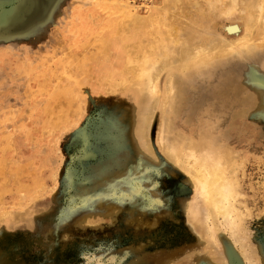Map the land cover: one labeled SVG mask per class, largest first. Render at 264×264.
Instances as JSON below:
<instances>
[{
  "label": "rangeland",
  "instance_id": "374dc122",
  "mask_svg": "<svg viewBox=\"0 0 264 264\" xmlns=\"http://www.w3.org/2000/svg\"><path fill=\"white\" fill-rule=\"evenodd\" d=\"M251 1L0 0V264H264L260 19L243 42L251 53L234 44L181 74L166 123L165 72L149 117L119 83L152 13L171 18L178 45L223 46L242 36L223 26H246ZM170 141L232 154L237 236L217 217L208 238L184 170L192 161L169 158Z\"/></svg>",
  "mask_w": 264,
  "mask_h": 264
},
{
  "label": "bare ground",
  "instance_id": "6f19581e",
  "mask_svg": "<svg viewBox=\"0 0 264 264\" xmlns=\"http://www.w3.org/2000/svg\"><path fill=\"white\" fill-rule=\"evenodd\" d=\"M129 14L126 17H130L131 14ZM133 15L134 14H132V17ZM242 17L245 19L246 26L244 27H240L238 22H232L223 26V31L226 36H238L242 30V36L240 39H237V41L234 40L236 42L233 44L230 42L231 40H226V43L229 42L226 45L223 44V46H220L219 43L212 42L208 44L204 43V45H197L196 42L189 37L188 39L184 38L185 40L180 41L178 45L176 41L178 36L179 39H182L180 38L182 33H179L177 29H175V23L171 22V18L165 17L166 19L161 21L160 13H152L147 20H142L139 25L140 28L138 32L142 31L143 35H139V37L136 38V43L141 47L143 46L141 48V53H135V51H132L131 46H128L126 49L125 57L123 59L125 67H123L121 73L123 75H125V73L130 74L131 76L127 75L128 80H125L123 77L119 83H121L122 87L128 89L134 88L137 90L142 97V107L147 117H149L151 116L156 103L155 97L158 93V79L161 72H165L166 79L164 84L166 89L164 98L166 101L162 111L166 116L164 117V123H166V121H169L168 118L172 116V113L177 112L176 103L179 96L178 94H172L171 92L176 85L179 86L181 82V74H188V71L190 72L193 67L203 64L212 58L219 59L226 56L229 47L231 49L233 48L231 46L245 42L249 36L252 35L253 28L258 19L261 21L259 28H262L264 32V0H252L243 10ZM239 19L240 18L238 17V20ZM260 32L258 34H260ZM256 36H258L257 38H259V36L261 37V35ZM262 41L264 42V40ZM242 45L243 48H246V54L251 53L256 47L255 45L253 46V44H251L252 47L246 45V43H243ZM120 63L121 62H119V64ZM136 66H138V68L135 70ZM166 66H169L168 69H164ZM206 66L208 65H205V67ZM152 99L154 102L153 105L151 104ZM137 129H139L138 126ZM144 133L143 128L141 131L137 130V136L139 137L140 143L143 144V151L149 153ZM174 142L175 141H170L169 145H166L167 155L171 156L169 158L173 157L175 161L182 160V157L192 161L190 162L191 169L187 170V168H184V170H186L188 182L195 191L193 205L199 201L200 208L204 212V216L202 217L203 221L205 224L207 221L211 222V224H208L205 228V231H208L209 233L208 238L213 239L216 237L214 220L217 217H221L224 226L232 231V237L237 236L241 228L239 230L236 229L237 224L239 225L238 222H240V215L236 211L237 208L235 209L236 205H233V201L238 194L236 190L237 183L230 171L232 167V154L225 150H213L206 147L197 150V147L193 143L184 147L187 149L186 151L184 148L181 149L182 147ZM183 150L186 152L184 153ZM166 157L168 158V156ZM178 163L179 165L177 166L183 168L180 166V163L182 162ZM187 208H189L191 213H194L196 210L195 207L190 205H188ZM200 222L201 219L198 223Z\"/></svg>",
  "mask_w": 264,
  "mask_h": 264
}]
</instances>
